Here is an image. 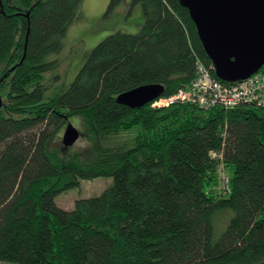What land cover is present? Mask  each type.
<instances>
[{
	"label": "trees",
	"instance_id": "trees-1",
	"mask_svg": "<svg viewBox=\"0 0 264 264\" xmlns=\"http://www.w3.org/2000/svg\"><path fill=\"white\" fill-rule=\"evenodd\" d=\"M82 1L0 0V260L264 261V106L152 105L190 84L196 58L217 78L180 0H131L142 8L140 30L108 34L69 84L51 87L55 55ZM150 84L162 91L144 105L117 100ZM74 116L89 142L84 153L52 146ZM220 164L227 192L219 189ZM100 176L112 178L100 194L69 210L56 204V195Z\"/></svg>",
	"mask_w": 264,
	"mask_h": 264
},
{
	"label": "water",
	"instance_id": "water-1",
	"mask_svg": "<svg viewBox=\"0 0 264 264\" xmlns=\"http://www.w3.org/2000/svg\"><path fill=\"white\" fill-rule=\"evenodd\" d=\"M180 2L196 26L217 78L235 82L261 69L264 65V0ZM27 34L28 30L26 37ZM161 91L159 85H142L119 94L117 100L135 107L154 100ZM77 137V132L70 128L64 134L63 142L72 144Z\"/></svg>",
	"mask_w": 264,
	"mask_h": 264
},
{
	"label": "rangeland",
	"instance_id": "rangeland-1",
	"mask_svg": "<svg viewBox=\"0 0 264 264\" xmlns=\"http://www.w3.org/2000/svg\"><path fill=\"white\" fill-rule=\"evenodd\" d=\"M130 2L131 0H122L112 8H109L110 0L81 2L78 17L68 24L61 39V48L55 55L60 60L57 69L59 78L57 82L51 83V87L62 81L65 85L69 84L90 51L108 34L117 30L127 33L140 30L144 20L142 8L140 4L130 6ZM50 75V72L46 73V78ZM70 128L77 132L78 137L72 144L66 145L63 137ZM52 146L62 152L89 151V142L85 139L83 124L78 116L70 118L55 132ZM111 185V177L81 180L79 186L56 195L55 202L60 208L69 210L73 208L76 199L96 196ZM219 230L221 228L218 232ZM0 264L15 263L0 260Z\"/></svg>",
	"mask_w": 264,
	"mask_h": 264
},
{
	"label": "built area",
	"instance_id": "built-area-1",
	"mask_svg": "<svg viewBox=\"0 0 264 264\" xmlns=\"http://www.w3.org/2000/svg\"><path fill=\"white\" fill-rule=\"evenodd\" d=\"M181 103H193L203 110L213 107L233 108L244 104L263 107L264 74L257 71L246 79L224 82L215 78L211 74L210 67L196 58L195 75L190 84L169 97L155 101L152 105L168 106ZM210 156L219 161L222 159L221 152L211 151ZM219 167V189L227 192L228 177L222 170L221 164Z\"/></svg>",
	"mask_w": 264,
	"mask_h": 264
}]
</instances>
